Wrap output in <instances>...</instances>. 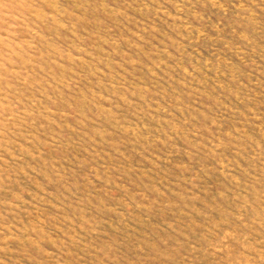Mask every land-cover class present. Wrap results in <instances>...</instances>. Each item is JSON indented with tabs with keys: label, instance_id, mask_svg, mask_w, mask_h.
Returning <instances> with one entry per match:
<instances>
[{
	"label": "rangeland",
	"instance_id": "1",
	"mask_svg": "<svg viewBox=\"0 0 264 264\" xmlns=\"http://www.w3.org/2000/svg\"><path fill=\"white\" fill-rule=\"evenodd\" d=\"M0 264H264V0H0Z\"/></svg>",
	"mask_w": 264,
	"mask_h": 264
}]
</instances>
